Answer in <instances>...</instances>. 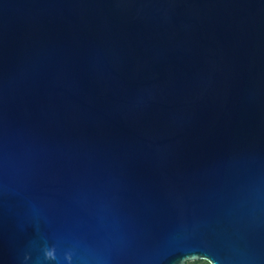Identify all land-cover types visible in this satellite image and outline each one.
<instances>
[{
  "label": "water",
  "instance_id": "water-1",
  "mask_svg": "<svg viewBox=\"0 0 264 264\" xmlns=\"http://www.w3.org/2000/svg\"><path fill=\"white\" fill-rule=\"evenodd\" d=\"M264 264V0H0V264Z\"/></svg>",
  "mask_w": 264,
  "mask_h": 264
},
{
  "label": "trees",
  "instance_id": "trees-1",
  "mask_svg": "<svg viewBox=\"0 0 264 264\" xmlns=\"http://www.w3.org/2000/svg\"><path fill=\"white\" fill-rule=\"evenodd\" d=\"M203 261H197V262H193V263H189V264H200ZM205 264H209L208 262H205Z\"/></svg>",
  "mask_w": 264,
  "mask_h": 264
},
{
  "label": "rangeland",
  "instance_id": "rangeland-1",
  "mask_svg": "<svg viewBox=\"0 0 264 264\" xmlns=\"http://www.w3.org/2000/svg\"><path fill=\"white\" fill-rule=\"evenodd\" d=\"M189 264V263H188ZM200 264H205V261L201 262Z\"/></svg>",
  "mask_w": 264,
  "mask_h": 264
},
{
  "label": "snow or ice",
  "instance_id": "snow-or-ice-1",
  "mask_svg": "<svg viewBox=\"0 0 264 264\" xmlns=\"http://www.w3.org/2000/svg\"><path fill=\"white\" fill-rule=\"evenodd\" d=\"M209 264H211V261L209 260Z\"/></svg>",
  "mask_w": 264,
  "mask_h": 264
},
{
  "label": "clouds",
  "instance_id": "clouds-1",
  "mask_svg": "<svg viewBox=\"0 0 264 264\" xmlns=\"http://www.w3.org/2000/svg\"><path fill=\"white\" fill-rule=\"evenodd\" d=\"M211 264H212V261H211Z\"/></svg>",
  "mask_w": 264,
  "mask_h": 264
}]
</instances>
